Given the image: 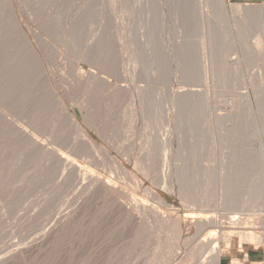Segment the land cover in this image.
Instances as JSON below:
<instances>
[{
  "label": "rangeland",
  "instance_id": "374dc122",
  "mask_svg": "<svg viewBox=\"0 0 264 264\" xmlns=\"http://www.w3.org/2000/svg\"><path fill=\"white\" fill-rule=\"evenodd\" d=\"M19 1L20 19L49 36L35 54L0 0V264H166L195 231L185 221L202 212L264 217V0ZM87 45L91 61L82 60ZM183 86L201 95L179 98ZM51 87L95 141L90 158L79 159L84 171L63 170L9 124L29 117L32 131L39 115L45 144L78 139ZM93 175L114 179L124 196L114 198ZM136 202L146 217L129 212ZM153 211L174 218L160 229ZM220 246L222 257L244 246L264 251L237 236Z\"/></svg>",
  "mask_w": 264,
  "mask_h": 264
},
{
  "label": "bare ground",
  "instance_id": "6f19581e",
  "mask_svg": "<svg viewBox=\"0 0 264 264\" xmlns=\"http://www.w3.org/2000/svg\"><path fill=\"white\" fill-rule=\"evenodd\" d=\"M3 1V3H4V5L5 4H7L8 6H9V8L11 9V19H10V22H13L14 24H15V26H17V28L19 29V32H20V34H21V37L23 38V40L27 43V45H29L30 47H31V49L33 50V52L36 54V53H38V51L35 49V47H36V45L37 46H39V47H41L42 46V44H44V43H46V42H48V38L46 37V35L48 34V32H46L45 34L44 33H42V31L41 30H39V29H36V28H28V27H30V22L29 23H26L24 20H21L20 19V16H18L17 15V13L16 12H14V3H15V1H17L18 2V4L20 5V6H22L21 5V2L19 1V0H2ZM141 1V0H140ZM145 1V0H144ZM221 1V2H220ZM219 2L220 3H222V5H226V0H220ZM217 0H205V4H207V5H209V4H211L212 6H215V4H217ZM121 3V2H120ZM120 3H118V4H120ZM123 3V2H122ZM125 3V2H124ZM112 4V3H111ZM115 5V4H114ZM122 5V4H121ZM125 5V4H124ZM261 5V4H260ZM260 5H258L257 4V6H260ZM123 6V5H122ZM126 6V5H125ZM249 5H245V7L248 9L249 7H248ZM253 7H255V5H252ZM112 7H113V5H112ZM238 8L240 7V9H241V5L239 6H237ZM115 9V8H114ZM239 9V10H240ZM250 9V8H249ZM115 11V10H114ZM123 11H125V10H123ZM123 11H121V12H123ZM112 12V11H111ZM117 12V11H116ZM201 14H199V17L200 18H203L202 19V21H203V23H204V29H205V27H207L208 29H209V31H208V38L211 36L210 34L212 33L211 31H213L212 29L213 28H211L210 27V25H211V22L210 21H213V20H210L211 18L210 17H205L206 15H207V13H206V11H205V14L206 15H204V13H203V11L201 10V12H200ZM28 14V13H27ZM115 14V13H114ZM32 16H33V14H31ZM30 14H29V16H28V18L31 16ZM200 15H202V16H200ZM114 16V15H113ZM113 16H112V19H113ZM119 16V15H118ZM35 17V16H34ZM115 17V16H114ZM116 18V17H115ZM13 19V20H12ZM117 19V18H116ZM116 19H115V21H116ZM44 20H46V19H44ZM42 21V20H41ZM201 21V22H202ZM35 23V22H34ZM43 23V22H42ZM203 23L201 24V26H202V28H203ZM32 24V23H31ZM182 24V23H181ZM207 26H206V25ZM27 25V26H26ZM119 25V24H118ZM117 25V26H118ZM212 25H213V23H212ZM215 25V24H214ZM38 26H40V25H38ZM45 26V25H44ZM115 26V25H114ZM41 27H43V25L41 26ZM49 29H50V27H48ZM52 28V27H51ZM118 28V27H117ZM73 29V28H72ZM114 29V28H113ZM121 29H124L123 27L122 28H120V30ZM204 29H203V32H204ZM215 29V28H214ZM119 30V29H118ZM46 31H50V30H48V29H46ZM207 31V30H206ZM51 32V31H50ZM49 32V33H50ZM115 32V31H114ZM211 32V33H210ZM73 33V32H72ZM125 33H126V31H125ZM207 33V32H206ZM113 34V33H112ZM116 34V33H115ZM118 34V33H117ZM124 34V33H123ZM213 34H214V32L212 33V36H213ZM204 36H205V34H203ZM48 36H49V34H48ZM112 36V35H111ZM131 36V35H130ZM113 38H115L116 39V37L115 36H112ZM214 37V36H213ZM32 38H34L35 39V42L32 40ZM112 38V39H113ZM121 38H123V37H121ZM127 38V37H126ZM131 38V37H130ZM117 39H120V38H118L117 37ZM211 39H212V37H211ZM210 39V42L212 41V40H214V38L211 40ZM110 40V39H109ZM202 40V39H201ZM203 40H204V38H203ZM114 41V40H113ZM110 42V41H109ZM112 42V41H111ZM115 42V41H114ZM116 42H118V41H116ZM133 42V41H132ZM201 42V41H200ZM203 42V41H202ZM213 42V41H212ZM90 43V42H89ZM93 43V42H92ZM124 43V42H123ZM200 44V43H199ZM198 44V45H199ZM112 43H110L109 44V46H110V48H112ZM118 45V44H117ZM125 45V44H124ZM184 44H182V46H183ZM188 45V44H187ZM204 45H206V44H204ZM209 45H211V43L209 44ZM94 46V45H93ZM92 46V48H91V46H89V48H88V45L86 46V47H84L85 48V50L83 51V53H82V60H83V58H84V60H86L85 58H87V60L90 58V60H88V61H91L96 55H95V51L93 50V47ZM199 46H201V45H199ZM198 46V47H199ZM203 46V45H202ZM212 46V45H211ZM258 46V45H257ZM102 46H100V48H101ZM124 47V46H123ZM123 47H121V48H123ZM191 47V46H190ZM259 47H260V49H262L263 50V48L259 45ZM188 48H189V46H188ZM197 48V47H196ZM206 48V47H205ZM205 48L204 47H202L201 48V50H199L198 49V51H204L205 50ZM203 49V50H202ZM259 49V51H261ZM101 50V49H100ZM99 50V51H100ZM111 50V49H110ZM119 50H120V48H119ZM121 50H123V49H121ZM125 50V49H124ZM183 50V49H182ZM184 50L186 51V48H184ZM189 50V49H188ZM191 50H192V48H191ZM104 51L105 50H103V53H104ZM102 52V51H101ZM106 52V51H105ZM119 52V51H118ZM120 52H123V51H120ZM125 52V51H124ZM123 52V53H124ZM183 52V51H182ZM190 52V51H189ZM263 52V51H262ZM109 53V52H108ZM115 53V52H114ZM134 53V52H133ZM183 53H185V52H183ZM191 53V52H190ZM195 53V52H194ZM198 53V52H197ZM100 54V53H99ZM112 53L110 52V55H111ZM116 54V53H115ZM187 54H188V51H187ZM193 54V53H192ZM200 54V53H199ZM202 54H203V52H202ZM98 55V54H97ZM102 55V54H101ZM121 55V54H120ZM135 55V54H134ZM137 55V54H136ZM195 55V54H194ZM104 56H105V54H104ZM114 56V55H113ZM140 56V55H139ZM186 56V55H185ZM188 56H190V55H188ZM197 56V55H196ZM195 56V57H196ZM204 56H205V51H204ZM203 56V57H204ZM133 57H135L136 58V56H133ZM138 57V56H137ZM187 57V56H186ZM191 57H192V55H191ZM190 57V58H191ZM194 57V56H193ZM194 57V58H195ZM139 58V57H138ZM189 58V57H188ZM197 58V57H196ZM205 58H206V56H205ZM203 59V58H202ZM86 60V61H87ZM119 60V59H118ZM125 60V59H124ZM134 59H132L131 61H133ZM190 60H192V59H190ZM115 61V60H114ZM122 61V60H121ZM200 61V60H199ZM136 62H138L137 60H136ZM193 62H194V60H193ZM201 62V61H200ZM115 63H117V62H115ZM189 63V62H188ZM187 63V64H188ZM195 64H197L198 63V61H197V63H196V61L194 62ZM133 64H134V62H133ZM187 64H186V66H187ZM117 65V64H116ZM125 65V64H124ZM123 65V66H124ZM136 65V64H135ZM183 65H184V63H183ZM191 65V64H190ZM132 66V65H131ZM133 67V66H132ZM78 68L80 69L81 67H80V65H78ZM114 68V67H113ZM134 68V67H133ZM154 68V67H153ZM152 68V69H153ZM157 68V67H156ZM187 69V68H186ZM199 69H201V68H199ZM198 69V70H199ZM203 69V68H202ZM104 70V69H103ZM155 70H159V69H155ZM182 70V69H181ZM181 70H180V72H181ZM197 70V69H196ZM197 70V71H198ZM179 71V70H178ZM183 71H184V69H183ZM188 71H191V70H188ZM194 71H195V69H194ZM193 71V72H194ZM206 71V70H205ZM198 72H203V71H198ZM94 73V77L96 78L97 77V73L96 72H93ZM153 73H154V71H153ZM177 73V72H176ZM206 74V73H205ZM90 75H91V72H90ZM175 75V74H174ZM177 75V74H176ZM184 75V74H183ZM203 75V74H202ZM179 76V75H178ZM192 76V75H191ZM99 77H101L100 75H99ZM180 77V76H179ZM194 77V76H193ZM102 79L103 78H105V77H101ZM176 78H178V77H176ZM182 78V77H181ZM179 79V78H178ZM205 79H207V78H205ZM190 80H191V78H190ZM193 80V79H192ZM202 81V80H201ZM203 81H205V80H203ZM207 81V80H206ZM205 81V82H206ZM200 82V81H199ZM112 83V82H111ZM183 83V82H182ZM182 83H180V84H182ZM188 83V82H187ZM187 83H185V84H187ZM190 83V82H189ZM192 83H193V81H192ZM195 83V82H194ZM113 85H114V83H112ZM191 84V83H190ZM197 84H198V82H197ZM113 85H112V87H113ZM178 86H180V85H178ZM198 86H199V84H198ZM197 86V87H198ZM183 89H184V86H183ZM183 89H180V91H179V89L177 90V96L180 98V97H183L184 98V96L186 97V96H195L196 94H200L199 93V91H200V89H199V91H198V89H196V88H192V89H188V90H183ZM182 90V91H181ZM197 90V91H196ZM51 92H53V97L55 98V100L56 101H54V102H56L57 103V106L58 107H60V112L62 111L63 113V115L62 116H67V117H65L66 119H65V121H67L69 124L68 125H70L69 127H71L73 130H74V132L78 135V139L76 138V137H72L73 138V140H71V141H69V143H68V145H66L67 144V142L65 143V142H61V144L59 145L60 147L59 148H57L56 146H58V145H55V147H51V146H49L47 143L45 144L44 142H42L40 139H39V137L38 136H36V133H39V132H37L36 130H38L37 128L39 127L40 129H39V131L41 132V130H42V128L44 127H42L41 128V126L43 125H40L42 122V120L41 121H39L42 117H40V119H39V115L37 116V117H34L33 119L35 120V118H38L37 119V122L35 123L36 124V128L34 127V129H32V131H30V130H27L26 129V127H29L30 128V126L31 127H33V125L32 124H30L29 122H31V120L27 123L26 121H27V118H29V117H27L26 118V121H24V120H22L23 121V123H20L17 119H14L13 118V116H12V118L13 119H11V118H9V117H11V113L10 114H8L7 112V114H5V116H6V119H11L10 121L11 122H9V124L11 123V128H12V126H13V129H14V131L16 130L17 132H19L20 133V135L22 136V138L24 137V139H26V140H28L29 142H31V144L32 145H35L37 148H38V150H41L42 152V156H46V159H48V160H50V159H56V160H58V162L60 163V165L63 167V170H68V171H73V172H76V171H81V170H83L84 171V169H82V167H80V161H79V159L81 160V158L84 156V155H87V157L90 155H88L87 153H89V152H86L87 150L89 151V150H91L92 148L93 149H96V144H95V141H94V139L90 136V134L87 132V130H85L80 124H79V122L76 120V119H74V117H73V115H71V114H69V116L71 117H68V114L66 113V111H64V105H63V101L61 100V98L59 97V95L56 93V91H54V90H52V87H51ZM179 92V93H178ZM198 92V93H197ZM202 92V91H201ZM203 93H204V91H203ZM137 95V94H136ZM201 95V94H200ZM138 96V95H137ZM143 96V95H142ZM176 96V95H175ZM177 97V98H178ZM53 98V99H54ZM178 98V99H179ZM177 99V100H178ZM11 101V100H10ZM18 101V100H17ZM17 101H16V103H15V101L13 102V103H15V104H18L17 103ZM174 101V100H173ZM179 101L180 102H182L181 101V99H179ZM178 102V101H177ZM180 102H178L179 104H180ZM185 102V101H184ZM55 103V104H56ZM183 103V102H182ZM19 104H21V103H19ZM172 104V103H171ZM176 104V103H175ZM174 105V104H173ZM172 107V106H171ZM175 107V106H174ZM173 107V108H174ZM175 108H177V106L175 107ZM29 109H32V108H29ZM30 111V110H29ZM33 109H32V114L31 113H29L28 111V113L29 114H31V115H33ZM173 111V110H172ZM31 112V111H30ZM27 113V114H28ZM37 113V112H36ZM35 112H34V115L36 114ZM29 114H28V116H29ZM143 114H145V113H143ZM219 114V113H218ZM25 115V114H24ZM30 115V116H31ZM33 115V116H34ZM60 115V116H61ZM226 115V114H225ZM36 116V115H35ZM145 116H147V113H146V115ZM217 116H219V115H217ZM224 116V115H223ZM222 115H221V117H223ZM25 117H26V115H25ZM32 117V116H31ZM172 117H174V113H173V116ZM63 118V117H62ZM149 118V117H148ZM150 118H152V116L150 117ZM149 118V119H150ZM219 118V117H218ZM20 119V118H19ZM30 119V118H29ZM33 119H32V121H33ZM173 119V118H172ZM221 118H219V120H220ZM5 120V119H4ZM223 120V119H222ZM36 121V120H35ZM39 122H41L39 125L40 126H37L38 124L37 123H39ZM46 122V121H45ZM44 122V123H45ZM33 123V122H32ZM62 122L60 121V124H61ZM7 125H8V123H7ZM30 125V126H29ZM63 125V124H62ZM35 126V125H34ZM61 126V125H60ZM65 126V125H64ZM10 128V126H9V129H11ZM65 128V127H64ZM36 129V130H35ZM67 130H68V128H67ZM72 130V131H73ZM10 131V130H9ZM13 131V132H14ZM12 132V131H11ZM64 132V131H63ZM65 133V132H64ZM73 133V132H72ZM61 134V133H60ZM62 136V135H61ZM74 136V135H73ZM70 137V136H69ZM68 139V138H67ZM61 141V140H60ZM173 141V140H172ZM171 141V142H172ZM65 145H64V144ZM30 144V143H29ZM54 145V144H53ZM168 146H169V144H168ZM37 148H36V150H37ZM88 148H90V149H88ZM67 149V150H66ZM102 150V149H101ZM165 150H166V148H165ZM66 151L68 152V153H66ZM95 152H96V150H94ZM103 151V153L108 157L109 156V154H108V151H106V150H102ZM82 156V157H81ZM91 156V155H90ZM90 156H89V158H90ZM110 157V156H109ZM108 157V158H109ZM44 158V157H43ZM88 158V159H89ZM93 158H94V156H93ZM109 159H111V158H109ZM113 159V158H112ZM95 159H93V161H94ZM115 161H111V162H115L114 163V165L115 166H117L116 168H120V170H124V165H123V163L121 162V161H119V160H117V159H114ZM91 161V160H90ZM139 161V160H138ZM137 161V162H138ZM84 162V161H83ZM110 162V163H111ZM136 162V161H135ZM93 163V162H92ZM98 163V162H97ZM113 163H111V164H113ZM140 163V162H139ZM141 163H143V162H141ZM91 164V163H90ZM136 164V166H137V164L138 163H135ZM85 165V164H84ZM89 165V164H88ZM95 165H97V164H95ZM99 165V164H98ZM97 165V166H98ZM139 165V164H138ZM140 165H142V164H140ZM144 165V164H143ZM61 166H60V168H61ZM87 166V165H86ZM94 166V165H93ZM149 166V165H148ZM85 167V166H84ZM99 167V166H98ZM140 167V166H139ZM144 167H146V165L144 166ZM144 167H142V168H144ZM96 168V167H95ZM147 168V167H146ZM87 169V168H86ZM89 169V168H88ZM92 169V168H91ZM145 169V168H144ZM90 170V169H89ZM88 171V170H87ZM87 171H86V173H87ZM91 171V170H90ZM93 171H94V169H93ZM96 171V170H95ZM94 171V172H95ZM98 171V170H97ZM92 172V171H91ZM89 173V172H88ZM132 174V176H133V178H135V180H136V176L131 172L130 173V175ZM211 174V173H210ZM86 175V174H85ZM91 175V173H89V176ZM104 175V174H103ZM212 175V174H211ZM95 176V177H94ZM107 176V175H106ZM106 176L105 177H103V178H106ZM83 177V176H82ZM94 177V178H93ZM112 177V176H111ZM131 177V176H130ZM85 178L87 179V176H85ZM91 178V177H90ZM90 178L88 177V181H92V180H94V181H98V182H100L101 184V186H102V189L104 188V190H106L107 192H109L110 194H113L114 195V198H118V200L121 198V196H124V194L122 195L120 192H121V190H119V188L117 187V185H115V182H112V181H114V179H112V181H110L111 180V178H110V180H104L102 177H96V175H93L92 176V180H90ZM108 178V179H109ZM209 179H210V177H208ZM213 181V180H212ZM138 182V181H137ZM136 182V183H137ZM211 183V182H210ZM138 184V183H137ZM119 185V184H118ZM92 186H93V182H92ZM100 186V187H101ZM206 187H209V186H206ZM256 189H254V191H255ZM147 191L149 192V193H151V194H155V195H157L156 194V192H154L151 188H147ZM106 194V193H105ZM158 196V195H157ZM112 197V196H111ZM126 197V196H125ZM124 197V198H125ZM113 199V198H112ZM115 200V199H114ZM117 200V199H116ZM116 200H115V202H116ZM113 201V200H112ZM123 203V202H122ZM134 203V202H133ZM137 203V202H136ZM134 204V206L132 207L131 205V207H132V209L129 207V204H128V206H126V207H129L130 208V211L129 212H132L133 213V215H134V217H139V218H141L142 219V215H145L143 212H144V207H143V204H141V203H137V204ZM118 204H121V203H118ZM124 204V203H123ZM122 204V205H123ZM121 205V206H122ZM145 206V205H144ZM123 207H125V205H123ZM126 209H128V208H125V210ZM146 210H148V208L146 209V207H145V212H147ZM153 210V209H152ZM157 209H155V211H156ZM160 210V209H159ZM158 211V210H157ZM151 212V211H150ZM163 212V211H162ZM153 213H154V217L157 215V212H156V214H155V212L153 211ZM169 213V212H168ZM171 213V212H170ZM202 213H205V212H202ZM200 214L197 218H195V219H193V220H187V221H185L186 222V226L187 227H190V226H192V227H190V229L192 228H194V233H191L192 235H189V237L187 238V240H186V243H185V245H184V247L181 249V247L179 246V244H178V241H177V243H176V246H175V249H174V252H173V248H172V246L174 245H172V244H170L169 243V245H168V250H169V246L170 245H172L171 246V251L173 252V253H175L172 257L171 256H168V257H170L171 259L170 260H167L166 261V264H220V261H221V258H222V248H221V246H220V241H222V240H225L226 241V243L228 244V245H230L231 244V242L234 240V237L235 236H237V237H239L240 238V240L241 241H247V242H249V243H251V244H255V245H258V244H264V217L262 216H251V215H238V214H236L235 212H233V213H235V214H233V215H231V216H229L228 218H226L227 220H224L223 219V216H221V214H208V212H207V214L208 215H204V214ZM218 213V212H217ZM249 213V212H248ZM254 213V212H253ZM252 213V214H253ZM129 214V213H128ZM163 214H165V213H163ZM166 214H167V212H166ZM231 213H229V215H230ZM263 214V213H262ZM262 214H260V215H262ZM131 215V214H130ZM146 215H147V218H149V216H150V214H148V213H146ZM152 215V214H151ZM223 215V214H222ZM228 215V214H227ZM256 215V214H255ZM257 215H258V213H257ZM142 216V217H141ZM144 217H146V216H144ZM143 217V218H144ZM152 217V216H151ZM146 218V219H147ZM170 218H172V217H168V215H161V213L160 214H158L157 215V217H156V219H155V224H157L158 222L160 223V224H158L159 226L160 225H164L165 223H167L168 224V222L170 221ZM174 218V217H173ZM173 218L171 219V220H173ZM144 220V219H143ZM148 221H149V219H147ZM146 220V221H147ZM157 221V222H156ZM170 223V222H169ZM175 223V222H174ZM179 225H178V224ZM175 224H177V226H180L182 223H181V221L180 220H177L176 221V223ZM165 226V225H164ZM167 226V225H166ZM176 226V225H175ZM156 227H158V226H156ZM160 229H161V226L159 227ZM162 228H164V227H162ZM166 228V227H165ZM167 228H168V226H167ZM189 229V228H188ZM169 230V229H168ZM174 236V235H173ZM172 236V237H173ZM194 237H195V239H194ZM174 238V237H173ZM176 238V237H175ZM158 242H160V244H161V241H159L158 240ZM157 242V244H156V246H158V248L160 247L159 245V243ZM168 243V242H167ZM229 247V246H228ZM161 248V247H160ZM224 248V247H223ZM157 249V248H156ZM181 249V250H180ZM230 249V248H229ZM158 250V249H157ZM156 250V254L157 255H159V253H160V251H162V254L160 253V255H162L163 256V254L165 255V253H163V251H165V250H160V251H157ZM168 252V254H169V251H167ZM155 253H153V256L155 255ZM157 255H155V256H157ZM167 255V254H166ZM164 257V256H163ZM157 258V257H156ZM161 256H160V258H158V259H156V260H161ZM158 262V261H157ZM157 262H155L156 264H157ZM165 264V263H164Z\"/></svg>",
  "mask_w": 264,
  "mask_h": 264
},
{
  "label": "crops",
  "instance_id": "0c3cea01",
  "mask_svg": "<svg viewBox=\"0 0 264 264\" xmlns=\"http://www.w3.org/2000/svg\"><path fill=\"white\" fill-rule=\"evenodd\" d=\"M220 264H264V251L244 246L222 257Z\"/></svg>",
  "mask_w": 264,
  "mask_h": 264
}]
</instances>
